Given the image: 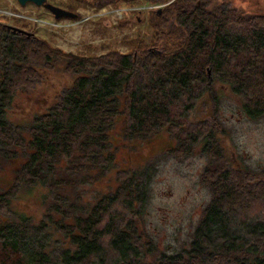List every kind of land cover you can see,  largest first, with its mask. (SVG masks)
Instances as JSON below:
<instances>
[{"label": "trees", "instance_id": "trees-1", "mask_svg": "<svg viewBox=\"0 0 264 264\" xmlns=\"http://www.w3.org/2000/svg\"><path fill=\"white\" fill-rule=\"evenodd\" d=\"M126 1L164 6L148 11L150 44L140 41L124 54L63 52L0 20V171L3 160H22L0 192V264H264V170L234 168L224 156L214 89L227 87L248 119L264 117V15L224 0ZM110 4L67 0L60 7L75 13ZM56 69L72 82L26 127L11 123L16 96ZM203 97L210 120L183 124ZM118 119L125 142L165 131L176 141L172 151L184 156L202 145L208 165L200 181L210 198L186 247L159 251L142 229L153 166L117 173L115 187L83 203L79 186L95 185L115 166ZM35 188L46 191L39 222L11 210L20 190Z\"/></svg>", "mask_w": 264, "mask_h": 264}, {"label": "rangeland", "instance_id": "rangeland-1", "mask_svg": "<svg viewBox=\"0 0 264 264\" xmlns=\"http://www.w3.org/2000/svg\"><path fill=\"white\" fill-rule=\"evenodd\" d=\"M46 1L59 8L67 4V0ZM112 1L114 5L110 4L99 10L93 7L79 8L80 15L75 12L79 18L55 20L42 7L37 8L32 4L21 7L15 0H0V20L45 39L63 52L76 55L99 56L108 51L124 54L140 41L150 44L155 36V31L148 25L150 10L138 11L136 9L141 6H131L133 3L126 0ZM218 1L215 0L214 3L219 4ZM223 2L248 14L264 15V0ZM163 6H156L153 10H159ZM58 69L43 71L44 79L41 84L33 91L16 96L6 115L11 123L26 127L35 114L46 111L61 88L72 82L70 76ZM207 76L210 77L209 71ZM214 89L221 103L217 117L225 128V132L218 136L224 156L234 168L264 170V117L248 119L240 111L238 99L229 93L227 87L215 84ZM192 108L183 119V124L193 126L210 120L212 107L206 97L197 101ZM122 128V119H118L111 133V142L117 148L114 168L95 185L85 183L79 186L83 203L92 205L101 194L115 187L117 173L153 166L142 229L153 239L159 251L172 253L182 246L186 247L199 222L202 209L210 198L208 190L201 186L200 181L201 172L208 165V158L201 151L202 145H197L192 154L184 156L172 151L176 141L165 131L145 141L125 142L121 135ZM19 156L3 160L0 192L11 185L14 172L22 162ZM24 190H20L12 198L11 210L31 217L33 222H39L45 212L42 195L46 191L42 188H35L31 192ZM259 206L257 204L254 210Z\"/></svg>", "mask_w": 264, "mask_h": 264}, {"label": "water", "instance_id": "water-1", "mask_svg": "<svg viewBox=\"0 0 264 264\" xmlns=\"http://www.w3.org/2000/svg\"><path fill=\"white\" fill-rule=\"evenodd\" d=\"M15 2L21 7L26 5V4H32L37 8L42 7L45 10H47L53 16V18L55 20L62 19V18H66V19H76L77 18V14L69 12V11L64 10L62 8L53 6L49 3H47L46 0H15ZM159 12H158V14H159ZM8 28H10L13 31H16L20 34H24L26 37L34 36L31 32H27L23 29H19V28L13 27V26H8Z\"/></svg>", "mask_w": 264, "mask_h": 264}, {"label": "built area", "instance_id": "built-area-1", "mask_svg": "<svg viewBox=\"0 0 264 264\" xmlns=\"http://www.w3.org/2000/svg\"><path fill=\"white\" fill-rule=\"evenodd\" d=\"M156 8V6H142L141 5V7H139V8H137L136 10H138V11H143V10H153V9H155ZM102 9V8H101ZM99 10V9H98ZM79 11V9L77 10V14H79L80 15V12H78ZM77 17H78V15H77Z\"/></svg>", "mask_w": 264, "mask_h": 264}]
</instances>
